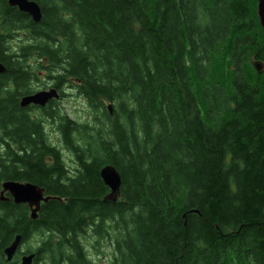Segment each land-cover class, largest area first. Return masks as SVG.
Wrapping results in <instances>:
<instances>
[{
	"label": "trees",
	"instance_id": "16d2710c",
	"mask_svg": "<svg viewBox=\"0 0 264 264\" xmlns=\"http://www.w3.org/2000/svg\"><path fill=\"white\" fill-rule=\"evenodd\" d=\"M34 1L39 22L0 0V191L30 182L59 199L42 202L37 219L8 194L0 200V264L32 252L31 264H92L85 237L96 251L113 245L111 264H264L257 0ZM38 73L60 97L76 88L91 124L56 99L20 106ZM105 165L121 177L116 201L104 200Z\"/></svg>",
	"mask_w": 264,
	"mask_h": 264
},
{
	"label": "water",
	"instance_id": "95a60500",
	"mask_svg": "<svg viewBox=\"0 0 264 264\" xmlns=\"http://www.w3.org/2000/svg\"><path fill=\"white\" fill-rule=\"evenodd\" d=\"M10 6H16L18 10L26 13L34 22H39L41 19V9L39 4L34 0H7ZM257 17L260 25L264 30V0H257ZM254 69L259 72H264V60H255L252 58ZM6 70L5 66L0 63V73ZM59 94L55 88L49 90H39L32 94L22 96L20 106L38 105L45 106L46 103L53 98H58ZM108 110L112 113V105H108ZM100 177L103 183L109 188V193L104 200L116 201L119 197L121 177L118 171L112 165H105L100 169ZM10 195L13 202L16 204H26L29 207L30 218L37 219L38 211L41 203L47 202L49 199H59L51 195H45L44 188L30 183L19 181H4L1 185L0 200H8ZM21 241V236L17 235L12 243L4 249L6 259L10 261L17 251ZM35 255L34 253L26 254L21 257V264H31Z\"/></svg>",
	"mask_w": 264,
	"mask_h": 264
},
{
	"label": "rangeland",
	"instance_id": "374dc122",
	"mask_svg": "<svg viewBox=\"0 0 264 264\" xmlns=\"http://www.w3.org/2000/svg\"><path fill=\"white\" fill-rule=\"evenodd\" d=\"M26 34L23 31H20L14 38V41L20 43L21 40H25ZM22 43V42H21ZM217 75L220 76L219 70ZM42 73H38L39 80L33 84L35 91L46 89L51 86V81L42 77ZM63 97L57 99L59 106L62 108L63 112L68 115L71 119L81 123L86 122L91 124L93 111L87 104L85 98L78 93L76 88H72L69 85L63 88ZM45 129L49 135L50 140L55 144L65 155V159L72 169L75 166V163L71 161V153L64 148V145L61 141L60 134L56 128L55 124L50 123L48 120L45 121ZM92 134V132H90ZM80 137H78L79 139ZM112 231L109 230L108 238L112 239ZM85 252L88 255V258L92 260V264H111L112 256L114 253L113 245L110 242L102 240L101 246L98 248V251L95 250L93 246V240L88 237L83 239ZM32 245H36L35 242H32ZM26 244L21 245V250L26 249Z\"/></svg>",
	"mask_w": 264,
	"mask_h": 264
},
{
	"label": "flooded vegetation",
	"instance_id": "af4514ba",
	"mask_svg": "<svg viewBox=\"0 0 264 264\" xmlns=\"http://www.w3.org/2000/svg\"><path fill=\"white\" fill-rule=\"evenodd\" d=\"M253 58H254L255 60H264V58H255L254 56H253ZM262 74H264V73H262Z\"/></svg>",
	"mask_w": 264,
	"mask_h": 264
}]
</instances>
